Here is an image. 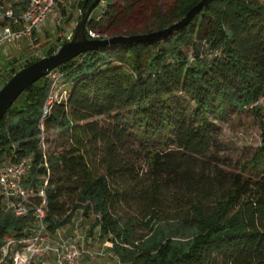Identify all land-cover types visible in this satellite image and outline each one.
I'll list each match as a JSON object with an SVG mask.
<instances>
[{
  "label": "trees",
  "instance_id": "1",
  "mask_svg": "<svg viewBox=\"0 0 264 264\" xmlns=\"http://www.w3.org/2000/svg\"><path fill=\"white\" fill-rule=\"evenodd\" d=\"M93 1L78 5L86 10ZM199 1L107 0L87 35L160 30ZM53 71L68 89L65 100L44 117L47 75L0 121V163L31 158L22 182L29 212L0 203V258L7 240L29 235L35 207L46 203L51 232L71 225L79 210L95 215L93 228L122 264H264V172L194 167L212 159L217 120L229 107L255 113L264 161V107L256 104L264 98L263 2L210 0L164 40L101 46ZM55 128L69 145L47 151Z\"/></svg>",
  "mask_w": 264,
  "mask_h": 264
},
{
  "label": "rangeland",
  "instance_id": "2",
  "mask_svg": "<svg viewBox=\"0 0 264 264\" xmlns=\"http://www.w3.org/2000/svg\"><path fill=\"white\" fill-rule=\"evenodd\" d=\"M264 3V0H260ZM3 5H10L18 0H2ZM79 4V3H78ZM75 0L65 2L66 13L61 10L57 15L42 22L32 38L7 45L0 50V88L10 79L13 70L18 71L27 63L47 55L51 48H59L66 36L74 29L81 17V9ZM98 13V8L93 11ZM188 56L193 58L191 47L185 49ZM65 88V87H64ZM61 87H57L60 90ZM68 90V89H67ZM256 104L264 107L262 97ZM217 141L211 148L212 159L196 161L194 167L199 171H211L217 164L228 172H244L246 175L257 177L264 172V161L258 162L257 149L261 143V129L255 113L251 109L239 111L229 107L226 113L220 115ZM69 143L61 136V131L53 129L46 135L45 148L47 151H61ZM161 149V146H159ZM166 149V148H165ZM205 162V163H204ZM95 215H86L83 210L75 213L73 232L77 228L78 244L82 250L83 262L89 260L93 253L92 264H122L112 250V242L100 237L99 227L93 228Z\"/></svg>",
  "mask_w": 264,
  "mask_h": 264
},
{
  "label": "built area",
  "instance_id": "3",
  "mask_svg": "<svg viewBox=\"0 0 264 264\" xmlns=\"http://www.w3.org/2000/svg\"><path fill=\"white\" fill-rule=\"evenodd\" d=\"M71 0H18L17 11L13 4L3 5L0 0V50L11 44L21 41L23 38H32L42 22L49 17L59 13L60 4ZM77 4L81 0H75ZM22 3H25L23 5ZM107 5V0H99L95 8L98 13L90 14L89 21H99ZM76 27V26H75ZM74 34L72 30L66 41ZM90 38H101L100 34L93 29H88ZM53 79L51 92L44 106V117L50 112L52 105L56 101L65 100L68 91L59 80L56 72L48 74ZM57 87H61L57 90ZM31 167V158L24 157L17 161L4 160L0 163V203L12 208L19 215L29 212L27 202L29 201V191L22 184L27 171ZM39 194L45 197V188L39 189ZM46 203L35 207L34 215L36 222L30 226L29 235L21 241L11 238L7 240L2 249L0 264H92L93 253L89 260L83 262L82 250L78 244L77 228L73 232L69 228L73 224L51 232L44 222L46 216ZM23 244V245H20Z\"/></svg>",
  "mask_w": 264,
  "mask_h": 264
},
{
  "label": "water",
  "instance_id": "4",
  "mask_svg": "<svg viewBox=\"0 0 264 264\" xmlns=\"http://www.w3.org/2000/svg\"><path fill=\"white\" fill-rule=\"evenodd\" d=\"M209 1L210 0H200L183 18L166 28L148 33L132 35L122 34L101 39L89 38L87 35V23L90 14L99 2V0H94L86 10L81 11V17L74 29V34L71 39L64 42L55 52L41 57L18 70L0 88V121L28 87L34 84L37 80L47 76L51 71L62 64L76 58L86 51L95 50L101 46L109 44L164 40L174 31L187 26L194 17L202 11Z\"/></svg>",
  "mask_w": 264,
  "mask_h": 264
}]
</instances>
